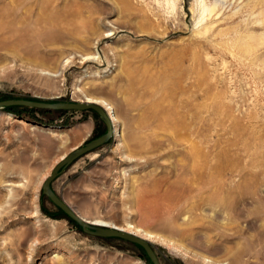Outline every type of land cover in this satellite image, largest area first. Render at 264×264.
Segmentation results:
<instances>
[{"label": "rangeland", "instance_id": "1", "mask_svg": "<svg viewBox=\"0 0 264 264\" xmlns=\"http://www.w3.org/2000/svg\"><path fill=\"white\" fill-rule=\"evenodd\" d=\"M166 1L0 0V101L84 100L86 90L110 100L113 136L52 190L90 222L156 231L160 264H264V0H203L216 10L202 23L201 0H170L175 15ZM191 44L195 91L160 102L153 76ZM160 103L181 114L145 120ZM11 106L0 109V207L9 189L16 198L0 221V264H151L139 245L85 234L41 193L64 155L107 131L100 115ZM196 151L206 175L189 189L178 179L194 173Z\"/></svg>", "mask_w": 264, "mask_h": 264}, {"label": "bare ground", "instance_id": "2", "mask_svg": "<svg viewBox=\"0 0 264 264\" xmlns=\"http://www.w3.org/2000/svg\"><path fill=\"white\" fill-rule=\"evenodd\" d=\"M134 1V0H133ZM203 4H204V1L203 0H201V12H202V15H201V18H200V20H199V23H202L205 19H206V17H210V16H212L214 13H215V8H213V7H209V6H207V5H205V6H203ZM165 5H166V10H167V13H170V14H174V11H175V3L174 2H172V1H170V0H167L166 1V3H165ZM129 12H131V10L129 11ZM121 13V12H120ZM159 13V12H158ZM152 14V12H150V15ZM154 14V13H153ZM157 15V14H156ZM175 15V14H174ZM165 16H168V15H165ZM153 17V16H152ZM146 18L149 20V23L152 21H150V16H146ZM161 18V17H160ZM165 18V17H164ZM163 18V19H164ZM160 20V19H159ZM166 20H167V18H166ZM158 21V20H157ZM161 21V20H160ZM169 21V20H168ZM167 21V22H168ZM145 22V21H144ZM164 22H166V21H164ZM146 24H147V22H146ZM153 24V23H152ZM149 25V24H148ZM155 25H153V27H154ZM157 26V25H156ZM155 26V27H156ZM153 28V30L154 29H156V28ZM177 27V26H176ZM158 28V27H157ZM174 28V27H173ZM152 29V28H151ZM144 30V27H143V29H142V31ZM179 30H180V28H179ZM211 30H212V27H211V25L210 24H206L205 26H202V27H200V30H198L197 32H196V34H198L199 36H206V34H208V33H210L211 32ZM144 32V31H143ZM146 32V31H145ZM144 32V33H145ZM175 32V31H174ZM184 32H185V30H184ZM169 36H172V34H170ZM241 40H237V44L236 45H234V46H232V48H235V49H237V48H239L240 46H241V42H240ZM191 46V47H190ZM189 46V48H188V53L186 54L185 53V57L182 55V58H181V60H175L174 62H176L177 64L176 65H171V60L169 61V63L168 64H162L161 65V69H160V67H159V65L158 66H156L155 67V69H160V70H162L161 71V73H160V76L159 77H155V76H153V79H155L156 80V82L157 83H159V82H161V84H162V91L161 90H158L157 91V94H159L160 95V102H162V100L163 99H165V98H168L169 100H171L170 98L171 97H174L176 94H178V92H181V93H186L190 88L192 89V92L193 91H195V88L197 87V77H196V74H195V66H196V61H197V58H196V55H197V51H198V49H197V47L194 45V44H191ZM201 46V45H200ZM206 51V50H205ZM253 51V46H246V52H249V53H251ZM202 52H204V51H202ZM206 54H207V52H206ZM204 55V54H203ZM208 55V54H207ZM209 56V55H208ZM208 56H205V57H208ZM181 57V56H180ZM201 57H202V54H201ZM167 59V58H166ZM202 59H204V57H202ZM174 60V59H173ZM198 60H199V57H198ZM145 62V61H144ZM185 62H190V63H188V64H190V69L189 70H186V71H190L189 72V74H190V77L188 78V74H185V73H183L184 71H183V66H184V63ZM140 63V62H139ZM162 63V62H161ZM199 63V62H198ZM138 69L139 68H135V72H137L138 71ZM144 70V69H143ZM142 70V71H143ZM125 76H126V78L128 79V81H129V79L131 80V76L133 75V72H130L129 74H124ZM177 76H179V79L177 80V82H173V83H171L172 82V79H174L175 77H177ZM151 77L152 76H150V80L149 81H151ZM132 81H135V82H137V79H135V78H132ZM149 81H148V79L146 80L145 78L142 80V81H140V86L141 87H143V88H151V89H153L154 87H155V85H153V86H151V83H149ZM187 81H190L189 83H187ZM155 82V83H156ZM187 83V84H186ZM131 84V83H130ZM194 89V90H193ZM133 93L134 92H132L131 94H129V97H131L132 98V96H133ZM135 96V95H134ZM144 100V99H143ZM84 101L86 102H88V101H92V102H97V103H100L101 105H104L105 107H107L108 109H109V115L112 117V122H114V123H116L115 121H117L116 119H118V118H114L112 115H111V109H113L112 107H113V104H112V102H110V100H108V99H105V98H98V97H95V96H93V95H91V92H89V90L87 91L86 90V93H85V98H84ZM143 102V101H142ZM195 102H197L196 100H195ZM141 104H144V103H141ZM149 104V103H148ZM148 104H146V105H148ZM184 104V103H183ZM191 105H192V102L190 103ZM140 105V104H139ZM152 105V104H151ZM160 105L161 106H157V108L156 109H153V110H148V112L146 111L145 113H144V119L145 120H148L149 118H152V117H155L156 115V111L155 110H160V112H159V114H163V113H165L166 112V107L164 106V105H162L161 103H160ZM154 105H152V107H153ZM193 107H194V104L192 105ZM139 108H140V106H139ZM195 109H197L198 108V104H196L195 103V107H194ZM113 113V112H112ZM166 114H168V115H170V116H177L178 114H181V112L180 111H176L175 109H173V108H171L170 110H168L167 112H166ZM195 115H197V113L195 114ZM195 119L196 120H198L197 119V116H195ZM144 120V121H145ZM171 122H172V120H171ZM144 124H145V122H143ZM199 123V122H198ZM166 124V121L164 122V120L163 121H158V126L159 127H162L163 125H165ZM116 125V124H115ZM198 126L199 125H196V127L198 128ZM117 127V126H116ZM200 127V126H199ZM116 130V129H115ZM116 132V131H115ZM117 134V133H116ZM200 155H199V152L198 151H196V153H195V160H194V162H195V166H194V173H192L191 174V170H185V171H181V175L179 176V179H178V181H180V183L183 185V186H185L186 188H189V189H191L193 186H196L195 184H197V185H203V182H204V180L203 179H205V177H204V165L202 164V162L200 161V157H199ZM130 158H132V157H130ZM197 159V160H196ZM194 164V163H193ZM205 175H206V173H205ZM204 177V178H203ZM1 181V180H0ZM151 184V183H150ZM150 184H148V185H146L145 186V188H143L144 190H147V186H149ZM154 184H155V182H154ZM27 186L25 185L24 186V188H26ZM15 198H16V196H15V194H14V191L13 190H11V189H9L8 190V194H7V196H6V204H5V206L4 207H0V221H1V218L2 217H5L4 215H6V214H8L9 213V211L11 210V207L13 206V204H14V200H15ZM5 201V200H4ZM82 218H84L87 222H90L88 219H86V217H83L82 216ZM90 223H95V224H100V225H105V226H111V227H115V228H118V229H124V230H126V231H128V232H130V233H133V234H135V235H139V236H142V237H144V238H146V239H148V240H151L152 238H153V235L155 236L156 234H157V232L156 231H151V232H154V233H156V234H149V233H143V232H141L138 228L137 229H133V228H131V227H128V225H126L127 227L126 228H124V227H117V226H115L113 223H111V222H103V221H99V220H95V221H91ZM31 236V234H29L28 232H26L25 234H23L22 236ZM158 235V234H157ZM161 235V234H160ZM155 237H157V236H155ZM154 237V238H155ZM168 237V236H167ZM24 238V237H23ZM22 238V239H23ZM158 238V237H157ZM162 238V237H161ZM169 238H172V237H169ZM25 239V238H24ZM173 239V238H172ZM26 240V239H25ZM159 240H160V237H159ZM160 241H163L162 239L160 240ZM25 243V242H24ZM162 243H164L165 244V242L163 241ZM171 243V242H170ZM171 245V244H170ZM32 246V245H31ZM177 246V245H176ZM179 246V245H178ZM30 249V248H29ZM180 249V248H179ZM178 250V249H177ZM55 258H57V257H55ZM57 261H61V259L59 260H57ZM61 264H65L64 262H60Z\"/></svg>", "mask_w": 264, "mask_h": 264}, {"label": "water", "instance_id": "3", "mask_svg": "<svg viewBox=\"0 0 264 264\" xmlns=\"http://www.w3.org/2000/svg\"><path fill=\"white\" fill-rule=\"evenodd\" d=\"M11 105H21V106H30L36 108H45L49 110H80V111H88L89 109L94 110L106 125V132L95 138H91L83 144L75 147L70 153L64 155L59 163L54 166L48 176L45 177V180L41 187V193L47 196L51 202L57 207L61 208L63 212L74 222H77L82 231L90 236L96 237H114L119 239H125L134 245H139L146 252L151 264H160L159 258L157 256L156 251L153 249V243L142 237L137 236L133 233H130L124 229H118L111 226H105L95 223L87 222L84 218H82L77 212L74 211L72 207H70L61 197H59L51 188V184L53 180L57 178L59 173L67 166L74 163V161L88 154L90 151H93L104 145L106 141H108L112 136L114 130H112V120L111 116L108 114L107 109L102 106L100 103L84 100H72V101H62L57 100L56 102H47V101H36L31 99H11V100H2L0 101V109L4 107H9Z\"/></svg>", "mask_w": 264, "mask_h": 264}, {"label": "trees", "instance_id": "4", "mask_svg": "<svg viewBox=\"0 0 264 264\" xmlns=\"http://www.w3.org/2000/svg\"><path fill=\"white\" fill-rule=\"evenodd\" d=\"M16 106H11L9 109H15Z\"/></svg>", "mask_w": 264, "mask_h": 264}]
</instances>
